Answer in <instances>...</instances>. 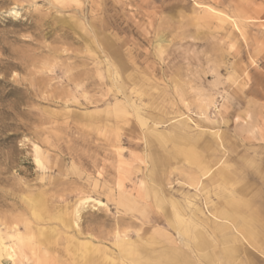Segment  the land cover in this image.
<instances>
[{
    "label": "rangeland",
    "instance_id": "rangeland-1",
    "mask_svg": "<svg viewBox=\"0 0 264 264\" xmlns=\"http://www.w3.org/2000/svg\"><path fill=\"white\" fill-rule=\"evenodd\" d=\"M219 169L264 203V0H0V264H213Z\"/></svg>",
    "mask_w": 264,
    "mask_h": 264
},
{
    "label": "crops",
    "instance_id": "crops-1",
    "mask_svg": "<svg viewBox=\"0 0 264 264\" xmlns=\"http://www.w3.org/2000/svg\"><path fill=\"white\" fill-rule=\"evenodd\" d=\"M205 166H210V165H205ZM205 166H203V167H205ZM220 170L221 169L217 170L213 174V189L218 190L215 193L216 195L219 196L218 200L224 202V203L213 202V233L215 235L214 237H216V238H213V243H212V242H209L205 239L203 233H201L202 234L201 237H197L195 235V232L200 233V231H197L194 228H196L201 221H198L199 216L194 211V212H192V217L189 216L193 220V223L189 224L190 225V227H189L190 228V230H189L190 239L182 240V244L184 243L182 246L195 249V251L200 250L199 252H201V254L198 256H200L205 261L213 262V264H234V263L245 264L242 260H239V262H238V259H241V255L242 256H243V254L245 255V253H246L245 252V246L247 244H248V246H251L252 248H257L258 250L264 249V240H261L264 237V232L258 231V229L256 230L253 227V226H256V225H254L255 223L253 221H251L248 217L251 212H254V214H256V213L259 214L258 213L259 210L264 211V203H261L259 201V199L261 197L263 198V196H260L258 194H254V197H257V200H254L253 199L254 197H247V188L242 185L241 178L238 175L234 176L233 175L234 172L230 171L231 175H232V179L229 183H224L222 181V179H220V176H219ZM199 180L200 179H195V177H193L192 179H190L189 184L193 185V186H197L199 184ZM259 183L263 186V189H264V179H259ZM238 188H243L246 193L243 195L242 194L240 195L239 193H237ZM241 199L245 203H244V205H241V206L239 205V208L242 209L240 212H238L236 210L228 209L227 206L231 202L241 201ZM193 218H195V220ZM191 219L188 218V220H191ZM235 220H237L236 221L237 223L235 222ZM200 225H207V224H201L200 223ZM237 227L238 228L242 227L241 229H244V230H254V232L257 231L256 238H253L250 241L251 243L250 242L248 243V242H245L244 240H241L239 236H238V239H236L235 234L238 235L236 233V229H238ZM218 232H220V235L218 234ZM223 237H225V238H223ZM221 241H223V242H221ZM241 244H243V247ZM225 245H226V247L223 248V246H225ZM227 246L229 248L233 247V248H235V250H237L236 251L237 255L235 257L230 256V255H225L224 252H225V250H227V248H228ZM197 247H198V249H197ZM242 251H244V252H242ZM182 258H183V256L182 257L177 256V257L172 258L173 259L172 264H177L178 261L181 260ZM250 261L251 260L248 259L249 263H250Z\"/></svg>",
    "mask_w": 264,
    "mask_h": 264
},
{
    "label": "bare ground",
    "instance_id": "bare-ground-1",
    "mask_svg": "<svg viewBox=\"0 0 264 264\" xmlns=\"http://www.w3.org/2000/svg\"><path fill=\"white\" fill-rule=\"evenodd\" d=\"M154 134V133H153ZM159 136H160V134H159ZM155 137H156V135H155ZM157 138H158V135H157ZM149 140H151V139H149ZM158 140H160V139H158ZM151 143H153L152 142V140L150 141ZM210 169H211V166H205V168L203 169V175L204 174H206L207 172H209L210 171ZM156 174V173H155ZM219 176H220V179H222V181L224 182V183H229L230 181H231V179H232V175H231V172L229 171V170H226V169H221L220 171H219ZM217 177V176H216ZM215 180V179H214ZM241 182V181H240ZM158 183V182H157ZM238 192L237 193H239L240 195L242 194H245L246 192H245V190L243 189V188H238V190H237ZM150 192V191H149ZM230 198V197H229ZM169 200V199H168ZM170 201V200H169ZM231 201V200H230ZM173 203V201H171V204ZM244 201H242V199H241V201H235V202H231L227 207H228V209H232V210H236V211H238V212H240L242 209L241 208H239V205L241 206V205H244ZM175 206V205H174ZM179 206V205H178ZM177 206V207H178ZM171 208H173L174 209V207L173 206H170ZM176 207V206H175ZM180 207V206H179ZM197 207V206H196ZM198 208V207H197ZM185 209V208H184ZM195 209V208H194ZM182 210V209H181ZM188 210V209H187ZM197 210V209H196ZM191 211V210H190ZM199 211V210H198ZM226 211V210H225ZM179 212V211H178ZM194 212V211H193ZM196 212V211H195ZM175 213H176V211H175ZM183 213V212H182ZM259 214H254V212H251L250 214H249V219L251 220V221H253L255 224L254 225H256V226H253L256 230L258 229V231H263L264 232V211H262V210H259V212H258ZM183 214H185V213H183ZM173 215V214H172ZM178 214H176V216H177ZM175 216V217H176ZM179 216V215H178ZM188 218V217H187ZM198 218V217H197ZM233 221V220H232ZM237 220H235V222H236ZM207 222V221H206ZM237 223V222H236ZM173 226H174V229L176 230V233H177V238H178V240L180 241V240H184V239H190V233H189V230H190V225H189V223L188 222H186L185 220H182L181 218H178L177 219V217H176V219H175V221H173V224H172ZM218 227V226H217ZM230 227V226H229ZM223 228V227H222ZM238 228V227H237ZM242 228V227H241ZM241 228H238V229H236V233L238 234V235H236L235 234V236H236V239H238V236H240V238H241V240H244L245 242H250L253 238H256V234H257V231H255L254 232V230H244V229H241ZM250 228V227H249ZM223 232V231H222ZM195 235L197 236V237H201L202 236V234H201V232L199 233V232H195ZM194 235V236H195ZM220 235V234H219ZM195 236V237H196ZM215 236V235H214ZM225 236V235H224ZM230 236V235H229ZM228 237V236H227ZM226 237V238H227ZM216 238V237H215ZM220 238V237H219ZM223 238H225V237H223ZM229 239V238H228ZM217 241V240H216ZM185 242V241H184ZM187 242V241H186ZM221 242H223V241H221ZM254 242V241H253ZM182 243V242H181ZM200 243V242H199ZM251 243V242H250ZM184 244V243H183ZM222 244V243H221ZM234 244V243H233ZM122 245H123V243H122ZM194 245V244H193ZM242 245V247H243V244H241ZM9 246V245H8ZM126 246V245H125ZM231 246V245H230ZM234 246V245H233ZM202 247V246H201ZM224 247H226V245L225 246H223V248ZM228 247V246H227ZM237 247V246H236ZM13 248V247H12ZM176 248V247H175ZM229 248V247H228ZM227 248V250H225V255H230V256H233V257H235L236 255H237V250H235V248H233V247H231V248H229L228 249ZM239 248V247H238ZM241 248V247H240ZM128 249V248H127ZM197 249H198V247H197ZM174 250V249H173ZM8 251V250H7ZM124 251V250H123ZM200 251V250H199ZM9 252H11L12 254H13V251L11 250V251H9ZM121 252V251H120ZM203 252V251H202ZM242 252H244V251H242ZM11 253H8L9 254V256H10V258H11V256H12V254ZM130 253V252H129ZM173 254V253H172ZM178 255V254H177ZM176 256V255H175ZM14 257V256H13ZM213 258V257H212Z\"/></svg>",
    "mask_w": 264,
    "mask_h": 264
}]
</instances>
